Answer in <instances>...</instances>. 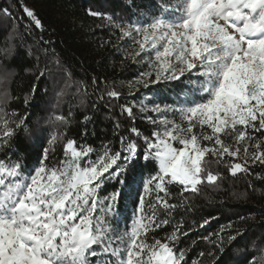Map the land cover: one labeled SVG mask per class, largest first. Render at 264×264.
<instances>
[{
  "label": "snow or ice",
  "instance_id": "6c2138e0",
  "mask_svg": "<svg viewBox=\"0 0 264 264\" xmlns=\"http://www.w3.org/2000/svg\"><path fill=\"white\" fill-rule=\"evenodd\" d=\"M23 12L35 28L43 29L33 10L25 6ZM0 14L13 18L8 7ZM131 14L137 19L126 24L106 18L121 40L132 41L135 51L127 56L137 61L143 54L151 69L136 83L176 82L181 102L139 107L140 112L157 114L147 117L155 128L143 137L142 150L124 136L117 151L110 143L97 151L69 138L63 143V158L49 165V152L66 133L38 128L17 151L36 153L39 166L26 168L19 160L0 159V264H185L179 244L188 233L181 226L163 238L151 235L169 223L159 212L170 215L178 207L166 198L168 185L198 193L200 185L221 178L208 170L207 157L219 164L225 157L237 158L242 148L244 160L227 165L232 176L253 174L250 164L264 165V0H144ZM31 24L24 25L26 34ZM119 95L107 92L110 98ZM133 107L121 110L134 120ZM28 119L11 120L0 106V142L7 143L17 129L28 132ZM49 123L67 126L69 118L55 114ZM129 131L141 136L136 127ZM141 151L143 160L155 168L147 178L141 171L146 167L140 163ZM112 181L121 187L102 197ZM125 198L135 213L130 228L121 229ZM203 239L213 245L207 254L212 264H242L227 254L222 235ZM243 240L239 230L228 236L232 246ZM244 244L248 246L247 241Z\"/></svg>",
  "mask_w": 264,
  "mask_h": 264
},
{
  "label": "trees",
  "instance_id": "16d2710c",
  "mask_svg": "<svg viewBox=\"0 0 264 264\" xmlns=\"http://www.w3.org/2000/svg\"><path fill=\"white\" fill-rule=\"evenodd\" d=\"M143 3L144 0H0V9L8 7L13 17L0 14V106L11 120L29 118L28 132L17 129L7 143L0 142V159L19 160L26 168L39 166L36 153L17 151V146L23 147L24 139L38 128L66 133L65 140L49 152V165L63 158V143L69 138L97 151L110 143L112 150L117 151L120 137L124 136L134 140L141 150L144 148L143 137L150 136L155 127L139 111L140 100L150 93L149 101L170 104L176 101L172 95H177L178 88L176 82L137 87L139 64L124 55L120 41L105 21L106 16L121 23L134 21L137 17L131 13ZM24 5L41 19L43 29L31 24L23 12ZM90 11L102 15L92 16ZM27 24H31V31L26 34ZM66 70L70 75H66ZM61 89L62 96L58 95ZM111 90L120 93L119 97H108ZM125 105L134 106V120L122 112ZM55 114L68 117V125L49 123ZM132 127L140 131V137L129 131ZM40 157L43 159L42 151ZM142 157L143 151L140 163L146 167L141 171L147 178L155 168ZM207 160L208 170L220 173L221 178L215 184L200 185L198 193L179 184L168 185L166 198L178 207L170 215L159 212L169 223L151 235L163 238L181 226V231L188 233L179 244L185 252V264H212L213 258L207 254L214 250L213 245L203 237L214 240L218 234L224 238L228 255L241 259L242 264H252L253 258L256 264H264V179L254 175L264 177V165L250 164L253 174L232 176L227 167L229 161L218 164L211 156ZM119 187L116 181L109 182L101 196ZM122 203L125 211L119 217L120 228H130L135 208L127 198ZM205 220L207 224L203 223ZM238 230L244 233V240L229 245L228 236L236 235ZM244 241L248 242L247 247ZM216 256H220L218 250Z\"/></svg>",
  "mask_w": 264,
  "mask_h": 264
},
{
  "label": "rangeland",
  "instance_id": "374dc122",
  "mask_svg": "<svg viewBox=\"0 0 264 264\" xmlns=\"http://www.w3.org/2000/svg\"><path fill=\"white\" fill-rule=\"evenodd\" d=\"M23 7H25V5L23 6ZM27 7V6H26ZM29 8V7H28ZM30 9V8H29ZM107 17V16H106ZM105 17V21H106V23H107V25H108V27L111 29V31L113 32V34L115 35V37H116V40L117 41H120V44H121V46L123 47V53H124V55L125 56H127V53H129V52H133V51H135V47L133 46V44H132V41L130 40V39H124V40H121L120 38H119V36H120V34H119V32H118V30L114 27V25L112 24V23H110L108 20H107V18ZM129 22H135V20L134 21H129ZM129 22H125V23H122V24H126V23H129ZM143 57V54H142V56L141 57H137V61H135V62H137L138 64H139V67H138V72H137V76H136V81L138 80V79H140L141 78V73H144V72H149V71H151V69L149 68V66H148V64H147V61H146V59H144V58H142ZM152 79H154V76L152 77ZM145 83H147L148 84V86L147 87H145L144 85H145ZM152 85H154V83H151V82H149L147 79L144 81V83H140V84H137V87H139L140 89H142V88H148V87H150V86H152ZM182 95V94H181ZM151 95H150V93L149 94H147V95H145L141 100H140V106L141 105H144V106H146L148 109H151L155 104H160L162 107H163V105H165V104H161V103H159V102H151V101H149L148 100V97H150ZM174 98H176V101H174L173 103H170V104H168V105H173V106H176V105H178L181 101H180V99L178 98V95H172ZM177 96V97H176ZM144 115H145V117H146V119H147V117H149V116H151V117H153V118H157V114L156 113H153V112H151V111H147V112H142ZM169 116H170V118H171V115L169 114ZM177 119H178V117H177ZM150 122V121H149ZM155 127V126H154ZM195 131V130H194ZM225 139V142L226 143H232V141L230 140V139H228L227 137H225L224 138ZM254 143V142H253ZM121 147V146H120ZM120 150V149H119ZM252 151H253V149L250 147L249 148V153H248V156L250 157L251 156V154H252ZM244 158H245V153L243 152V148L241 149V152H240V154H239V156L237 157V158H230V157H225L224 158V160H227V161H229V162H242L243 160H244ZM134 219V216L132 217V219H131V221H130V226H131V224H132V220Z\"/></svg>",
  "mask_w": 264,
  "mask_h": 264
}]
</instances>
